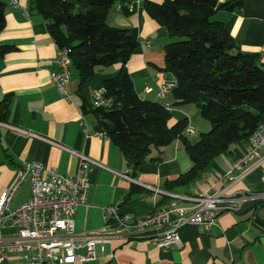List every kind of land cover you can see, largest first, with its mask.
I'll return each instance as SVG.
<instances>
[{
    "label": "crops",
    "instance_id": "crops-1",
    "mask_svg": "<svg viewBox=\"0 0 264 264\" xmlns=\"http://www.w3.org/2000/svg\"><path fill=\"white\" fill-rule=\"evenodd\" d=\"M0 1L5 4L0 46L13 47L0 59V102L9 95L8 112L3 123L43 139L19 137L0 127V197L17 181L22 162L40 163L55 169L58 174L73 176L79 162L65 149L83 154L106 167L90 166L87 207H79L75 213L76 232L103 226V207L115 205L120 214L141 218L169 203V198L162 192L194 197L224 188L223 175L229 163L244 154L247 141L234 145L232 154L215 158L197 179L188 184L170 187L191 168L179 140L164 148L152 149L146 162L133 172L115 144L108 137L96 135L101 129L100 119L91 106L94 94L103 91V81L114 78L120 66L97 68L82 88L77 72L71 71L67 86L70 100H65L52 84L50 73L53 67L45 63L57 52L46 30V20L31 8L32 0H18V8L12 7L10 0ZM116 1L105 22L109 27L137 33L138 46L125 67L139 98L169 105L168 127L185 121L187 126L193 127L195 135L197 129L205 131L206 125H199L202 117L198 108L175 101L171 92L176 80L162 71L164 48L175 39L170 38L167 29L147 14L144 2L159 5L164 0ZM118 5L126 9L130 7L131 12L126 10L124 13ZM23 7H30L27 15ZM213 20L223 23L225 31L242 53H257L264 63L263 0H246L242 8L232 12L220 10ZM163 84L167 85V93L160 100L158 93ZM113 172L127 175L133 181L119 178ZM261 194H264V184L260 169L255 168L226 192L229 198L246 197L241 209L221 212L217 225L208 229L184 227L180 231V249H159L151 242L116 237L96 261L83 264H264V228L253 220L257 216L264 221V196L257 198ZM29 197L30 184L27 181L15 193L10 208L16 209ZM181 204L189 205L184 201ZM107 224L116 226L112 220ZM13 232L5 230L4 235ZM110 254L113 258H109ZM1 264L26 262L10 254Z\"/></svg>",
    "mask_w": 264,
    "mask_h": 264
},
{
    "label": "trees",
    "instance_id": "trees-1",
    "mask_svg": "<svg viewBox=\"0 0 264 264\" xmlns=\"http://www.w3.org/2000/svg\"><path fill=\"white\" fill-rule=\"evenodd\" d=\"M116 2L32 0L31 8L46 20V30L57 49H67L80 88L97 68L120 66L114 78L103 81V94L112 100V106L93 111L100 119V131L115 144L127 166L137 172L152 149L179 140L191 168L170 187L188 184L215 158L232 154V147L246 141L264 121V63L260 55L242 53L223 23L213 20L218 11L240 9L246 0L144 2L147 14L175 39L164 48L162 69L176 80L172 97L178 104L196 106L211 126L196 141L183 134L185 121L168 127L170 114L164 104L143 100L135 92L125 66L138 46L137 33L105 22ZM121 9L127 13L125 7ZM4 10L0 1V32ZM12 48L0 46V59ZM8 97L0 102V122L8 112Z\"/></svg>",
    "mask_w": 264,
    "mask_h": 264
},
{
    "label": "built area",
    "instance_id": "built-area-1",
    "mask_svg": "<svg viewBox=\"0 0 264 264\" xmlns=\"http://www.w3.org/2000/svg\"><path fill=\"white\" fill-rule=\"evenodd\" d=\"M10 5L19 7L18 0H10ZM122 6L118 5V9ZM28 8L23 7L25 14ZM131 12V8H127ZM53 69L51 81L57 92L70 100L67 86L70 81V59L65 48L57 49L53 59L45 61ZM167 85L160 87L158 98L163 100ZM111 99L103 91L96 92L91 99L94 109H108ZM169 111L170 106L164 104ZM0 127L14 132L19 137L43 140L37 135L23 129L0 122ZM183 134L194 136L193 127L187 126ZM99 137L107 135L100 131ZM2 137L0 135V142ZM247 147L237 159L231 161L223 175L224 188L200 196L186 197L162 192L169 198V203L162 208L149 212L144 217L132 214H120L118 208H102L104 225L94 230L75 231L74 216L79 207H87L90 190V166L106 169L101 163L93 161L83 154L65 149L77 157L78 170L73 176L61 175L53 168L36 162H22L19 176L14 185L0 197V264L10 254H15L26 264H83L94 262L105 253L106 246L118 237L126 241L143 240L153 243L159 249L182 247L180 231L184 227H204L208 229L217 225V218L223 211L237 212L246 197L229 198L227 190L243 179L251 170L259 168L264 184V121L248 137ZM119 178L133 181L129 176L113 172ZM30 184V197L16 209L10 205L17 190L25 182ZM158 192V190H154ZM264 194L257 195L262 198ZM189 205H182L181 202ZM112 220L115 227L107 223ZM5 230L14 231L5 236ZM149 233V234H148ZM109 258H113L110 254Z\"/></svg>",
    "mask_w": 264,
    "mask_h": 264
},
{
    "label": "rangeland",
    "instance_id": "rangeland-1",
    "mask_svg": "<svg viewBox=\"0 0 264 264\" xmlns=\"http://www.w3.org/2000/svg\"><path fill=\"white\" fill-rule=\"evenodd\" d=\"M200 120V127H203V124L204 125H206V130L205 131H199L198 129H197V134L195 135V136H193V137H190L189 138V140L190 141H196L198 138H199V135L200 134H204V133H207L209 130H210V128H211V126H210V124H209V122L207 121V120H205V119H202V118H199ZM202 121V122H201ZM195 124V123H194ZM201 132V133H200ZM24 188H25V186H24ZM27 189V188H26ZM22 192H23V190H22Z\"/></svg>",
    "mask_w": 264,
    "mask_h": 264
},
{
    "label": "water",
    "instance_id": "water-1",
    "mask_svg": "<svg viewBox=\"0 0 264 264\" xmlns=\"http://www.w3.org/2000/svg\"><path fill=\"white\" fill-rule=\"evenodd\" d=\"M253 220L258 226L264 228V221L261 220L259 217L255 216Z\"/></svg>",
    "mask_w": 264,
    "mask_h": 264
}]
</instances>
